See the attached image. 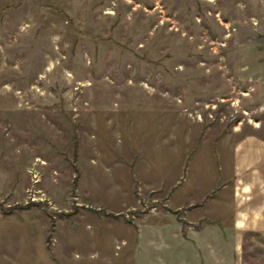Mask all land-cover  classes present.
Returning a JSON list of instances; mask_svg holds the SVG:
<instances>
[{"label": "rangeland", "instance_id": "obj_1", "mask_svg": "<svg viewBox=\"0 0 264 264\" xmlns=\"http://www.w3.org/2000/svg\"><path fill=\"white\" fill-rule=\"evenodd\" d=\"M246 135L264 138V0H0V264H264L260 234L233 250L202 219L177 245L181 211L133 176L137 154Z\"/></svg>", "mask_w": 264, "mask_h": 264}, {"label": "crops", "instance_id": "obj_2", "mask_svg": "<svg viewBox=\"0 0 264 264\" xmlns=\"http://www.w3.org/2000/svg\"><path fill=\"white\" fill-rule=\"evenodd\" d=\"M212 144L209 154H175L173 161L168 154H137L133 176L139 182V193L156 192L164 198L167 208L181 211L183 219L179 218L181 223L176 224L175 230L177 245L181 225L201 219L207 236L216 230L211 225H220L217 227L219 240H223L224 231H230L233 250L238 249L237 242L235 245L237 233H258L264 244V138L246 135L228 145L225 136L214 139ZM145 159L152 162L153 171L150 173L146 172ZM174 163L177 164V171L174 169V175L167 179L164 186L160 183L162 167L166 166L170 173ZM143 176L146 179L140 181ZM143 182L147 185L144 186ZM160 230V227H155L156 236ZM214 239L209 238L208 248ZM150 248L169 251L174 246L168 242H156Z\"/></svg>", "mask_w": 264, "mask_h": 264}]
</instances>
